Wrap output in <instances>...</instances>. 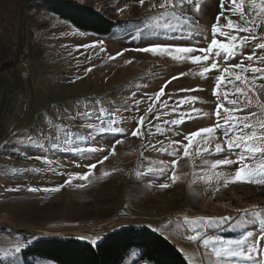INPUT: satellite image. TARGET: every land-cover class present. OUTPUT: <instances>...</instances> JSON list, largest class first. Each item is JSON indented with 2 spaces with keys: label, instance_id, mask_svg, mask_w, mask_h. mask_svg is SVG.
<instances>
[{
  "label": "rangeland",
  "instance_id": "rangeland-1",
  "mask_svg": "<svg viewBox=\"0 0 264 264\" xmlns=\"http://www.w3.org/2000/svg\"><path fill=\"white\" fill-rule=\"evenodd\" d=\"M45 1L49 0H0V247L18 239L26 245L18 254V264H56L25 256L24 252L43 239H77L95 246L121 228L146 227L175 244L188 264H215L211 248L219 247L217 242L241 240L249 231L257 235L264 223L261 218L246 220L242 210L264 211V186L225 187L214 178L208 182L211 173L200 166L195 147L190 149L189 158L179 160L175 171L180 180L173 184L172 158L158 151L172 141L187 143V134L214 126L217 101L232 107L223 98L224 91L233 90L232 85L222 86L220 96H213L215 75L219 74L215 70L201 78L200 66L190 61L175 62L136 51L154 44L207 47L212 25L221 12L220 0H206L201 13L188 6L180 18L161 19V24L179 27V34L152 37L155 35L148 32L142 39L132 26L155 28L162 10L153 4L158 5L160 0H145L143 5L139 0H51L85 4L116 22L131 23V30L118 31L109 38L78 30L47 11L42 5ZM228 6L225 0V8ZM220 22L225 23L223 16ZM189 30L203 31V35L189 38ZM256 36L253 43L264 38V24L257 28ZM88 45L92 47H85ZM251 52V47L243 49L244 55ZM260 54L264 50L258 49L257 56ZM240 59L238 55L228 63ZM244 63L264 67L257 60ZM247 75L252 74L249 71ZM166 83L165 95L154 101L155 93ZM260 83L264 81H257ZM236 86L244 87L238 81ZM197 88L203 91H181ZM189 96L199 99L177 105V100ZM258 98L264 104V91L259 87L248 93L251 105L243 97L229 95L228 99L248 105L233 115L259 111ZM149 105H153L151 111ZM86 111L92 113L90 119L83 115ZM227 116L221 110V117ZM140 117H145L143 125L138 123ZM180 119L182 124L171 123ZM85 122L95 127L89 130L83 127ZM137 127L141 133L134 137L131 133ZM157 127L163 132H157ZM216 136L223 141L221 130ZM117 140L123 143L117 144ZM113 145L115 155L110 154ZM224 147L223 153L207 158L235 160V152L229 153ZM104 156L109 158L100 164ZM160 161L167 162V170L150 172V168L160 167ZM93 163L97 167L90 182L73 179L71 184L65 183L71 176L87 173V166ZM237 167L219 170L232 175ZM104 172L110 174L103 176ZM81 183L85 187H77ZM164 183L170 186L160 188ZM61 185L56 193L27 191L29 187ZM10 188L19 190L7 191ZM200 216L214 218L215 222L193 224L184 219ZM222 217L231 219L222 221ZM189 236L199 239L190 242ZM204 240L210 242L208 248L203 247ZM139 254L133 250L122 264H134ZM262 255L258 251L252 260L230 257L223 264H256Z\"/></svg>",
  "mask_w": 264,
  "mask_h": 264
},
{
  "label": "snow or ice",
  "instance_id": "snow-or-ice-1",
  "mask_svg": "<svg viewBox=\"0 0 264 264\" xmlns=\"http://www.w3.org/2000/svg\"><path fill=\"white\" fill-rule=\"evenodd\" d=\"M143 5L145 0H139ZM206 0H160L158 5L153 4V7H159L162 12L160 18L156 20L155 26L157 28L163 27L165 29H173L171 23L161 24V19L164 17H177L184 16L188 6H192L196 13H201L202 6ZM228 8H225V0H220V15L216 18V23L212 25L211 34L212 38L207 47H195V46H167L162 44H154L149 47L136 49L144 53H150L153 56L168 57L175 62L190 61L191 64L200 66L201 70L198 72L199 77L207 78V74L214 70L219 74L215 75V88L213 89V96H220L221 87L231 84L233 90L231 92L224 91L223 98L226 100L227 105L232 107H225L224 103L220 100L217 101V107L215 110L216 123L214 126L201 128L195 132L187 134L185 140L187 143L179 141H172L167 148L158 149V151L165 152L171 159L172 173L170 176L171 182L174 184L180 180V177L176 174V167L178 162L182 158L190 157V149L196 148L195 156L200 158L202 168L206 167L211 173L206 179L208 182L214 178L215 181L223 186L229 184H254L264 186V104H262L259 98L256 101L259 111H252L250 114L245 115H233V113L242 112L245 107L252 104V101L248 99V93L252 92L254 88L259 87L261 91H264V83L257 84V81H264V67H253L251 63L245 64L244 61L253 62L257 60L260 63H264V54L257 56V50H264V38L259 42L257 41V28L260 24H264V0H228ZM123 11V10H121ZM225 12L228 15H225ZM223 16L225 23L221 24L220 19ZM233 17H238L234 19ZM185 22H189V18L185 17ZM195 27V25H194ZM245 35L241 36L240 34ZM193 35H203V31L194 32L189 30L188 36L191 38ZM218 37H223L224 40ZM207 39V37H205ZM85 47H92L91 45ZM251 47V54L244 55L243 49ZM122 55V53H118ZM241 56L240 62L235 64H229L228 62ZM116 57H111L115 59ZM131 63V61H128ZM225 65V66H222ZM91 71V69H88ZM251 72V76L247 75ZM259 74V75H258ZM185 75V73H181ZM172 79H178L173 77ZM240 82L244 87L236 86V82ZM167 83H171L168 81ZM167 83L155 93L153 99L159 102L161 97L165 95L164 88L167 87ZM181 91H203V89H181ZM229 95L237 97H243L248 100V105H240L237 99H228ZM199 98L195 96H189L177 100V105L183 106L186 103H195ZM138 103V102H137ZM164 106H167V101L163 102ZM153 105H149L148 111L152 110ZM221 110L228 113L226 118L221 117ZM198 111V110H193ZM102 114V113H101ZM83 115L89 119L92 116L91 112H84ZM255 117L253 120L252 118ZM99 118V117H98ZM183 119L173 120L172 124H182ZM103 123V121H101ZM139 125L145 123V117H140L138 121ZM59 127V126H57ZM83 127L92 130L95 126L92 123L85 122ZM221 130L223 133V141H220L216 136L217 130ZM103 131V129H101ZM157 132H163V129L157 127ZM141 133L140 127H137L131 134L134 137L139 136ZM71 135V133H67ZM216 141L214 148L211 147L212 142ZM117 144L123 143V141L117 140ZM162 143V142H161ZM229 153L235 152L236 159L223 158L212 161L207 157L214 154H221L225 151V146ZM151 147L156 148V145ZM171 148V151L168 149ZM183 149L182 155L179 153L180 149ZM111 155H115V145L111 150ZM109 157L104 156L99 161L103 164ZM159 168H150L149 171H158L164 173L167 170V162L160 161ZM238 165L234 174L229 175L219 169L225 167H231ZM89 171L85 174H79L71 176L65 183L71 184L73 179L80 181H89V177L93 174L92 170L97 167L95 163L87 166ZM195 167V165H194ZM110 173L104 172L103 176H107ZM195 174V173H194ZM204 179V178H202ZM90 182V181H89ZM168 183L161 184L159 187L162 189L168 188ZM63 185L51 188H34L29 187L27 191L36 193L42 191L45 193H56L61 190ZM77 187L83 188L85 184L81 183ZM19 189H7V191H18ZM241 211V210H238ZM244 218L246 220L255 221L257 218H261V223H264V211L256 208L243 209ZM187 223H203L204 225L215 222L214 218L209 217H196L194 220L189 221L187 217L184 218ZM231 217H222V221H228ZM199 238L196 236H189L190 242H195ZM264 241V228L254 236L249 231L241 240L225 243L219 241V247L211 248V254L214 257L215 264H223L225 260L230 257L242 258L245 260H252L253 255L258 251L264 253V245L261 242ZM209 241H203V247H209ZM246 245V247H244ZM26 245L20 242L18 239L15 242L9 241L7 247H0V264H18V254H21L22 249ZM256 264H264V255L259 257Z\"/></svg>",
  "mask_w": 264,
  "mask_h": 264
},
{
  "label": "trees",
  "instance_id": "trees-1",
  "mask_svg": "<svg viewBox=\"0 0 264 264\" xmlns=\"http://www.w3.org/2000/svg\"><path fill=\"white\" fill-rule=\"evenodd\" d=\"M42 5L47 11L69 22L78 30L104 38L115 36L118 31L131 30L132 27L133 31L136 30L135 32L138 33L139 39L145 38L144 34L148 32L155 35L152 37H161L165 34L172 37L179 34L178 30H180L179 27H173V29L160 27L156 30V27L146 28L147 26L140 25L134 28L135 25L132 26L131 23H123L120 20L116 22L98 10L85 4H75L72 1L49 0ZM121 37L125 39L127 35ZM1 80L3 81V78ZM4 83L5 81L3 85L6 86ZM9 83L13 88L11 82ZM135 249L140 254L134 264L144 262L147 264H188L186 257L175 244L146 227L121 228L108 234L95 246L77 239H43L30 245L24 255L48 259L56 264H122Z\"/></svg>",
  "mask_w": 264,
  "mask_h": 264
}]
</instances>
